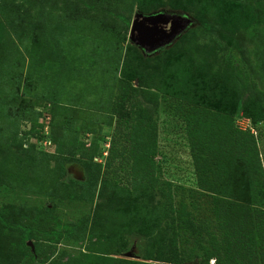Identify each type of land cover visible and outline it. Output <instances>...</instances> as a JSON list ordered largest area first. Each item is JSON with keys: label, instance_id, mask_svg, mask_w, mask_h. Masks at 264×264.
<instances>
[{"label": "rangeland", "instance_id": "rangeland-1", "mask_svg": "<svg viewBox=\"0 0 264 264\" xmlns=\"http://www.w3.org/2000/svg\"><path fill=\"white\" fill-rule=\"evenodd\" d=\"M193 2L0 0V264H172L162 251L185 246L187 219L209 225L190 264H214L213 177L245 181L264 211V0L224 23ZM144 8L192 20L146 63L129 40ZM190 56L194 93L167 73ZM252 125L244 173L212 172L215 148Z\"/></svg>", "mask_w": 264, "mask_h": 264}, {"label": "trees", "instance_id": "trees-1", "mask_svg": "<svg viewBox=\"0 0 264 264\" xmlns=\"http://www.w3.org/2000/svg\"><path fill=\"white\" fill-rule=\"evenodd\" d=\"M193 4L194 6H198L199 4L202 5V12H200L199 16L204 14L206 17L210 18V20L215 18V21L218 23H224L225 19L222 18V16L224 14L229 16L230 14H228V12L231 10L235 13L237 8L241 5V0H194ZM139 5L142 4L140 3ZM140 8L141 6L139 9ZM213 8L215 9L213 10ZM20 10L21 6L18 7V10H14L13 7L8 6V9H5V14L13 16L15 14H19ZM162 10L163 11H152L151 13V11H146L144 8L143 14L147 16L159 13L166 14V10ZM216 14L219 15L216 17ZM130 16L131 15H128L124 20L126 27L130 25ZM179 16L185 17L184 15ZM230 20L232 23V21L235 20V15H232ZM10 22L11 21H8V23ZM190 29L191 28L189 27L187 30L190 31ZM188 31L187 33H189ZM183 34L184 33H182L179 37ZM140 52L143 53L140 55V58H142V61L145 63L148 60H154L155 54L158 53L156 52L148 55L141 50ZM257 60V69L264 79V50L261 55H259ZM201 65L202 63L199 59L195 56H190L182 63H175L171 65L170 70H168L167 73L171 72V74L174 75V77L182 85V89H187L194 93L195 88L203 90L202 86L198 85L199 81L193 76H198L197 69H199ZM160 77H163L165 80V76L160 75ZM198 78L201 79L200 77ZM193 82H195L197 86H193ZM224 85L226 87L228 86L227 83ZM203 92H205V90L200 92V94ZM12 94H14L13 91ZM255 99L258 101L257 97H255ZM192 101L195 104L203 106L211 107L214 105V102L210 98L206 97H203L201 100L192 99ZM251 128H253L252 133L249 129L243 132L234 127L232 130L233 138L231 137L233 143L231 145L226 143L222 145L220 144V146L215 148L214 152H212L213 156L209 159L208 163V168H210L212 172L222 170L223 175L226 172L230 173V171H232L234 175L237 173L242 175L244 173V166L248 165L245 160L249 159L251 154L256 153L255 130H258L254 127V125H252ZM227 142H230V140L228 141L227 139ZM213 162H216L215 165L221 163L223 165V169L212 168ZM146 166L148 165L146 164ZM244 182L245 181L238 182L235 187L228 192L227 189L229 188V185L226 179L223 178V176L213 177L212 185L209 187V192L216 196L214 197V203L216 205L214 220L216 223L213 229L215 232L217 230V236L212 237L207 242L208 258L213 260L214 264H264V211L257 204L252 205L249 202L247 203V201L243 198V190L246 186ZM187 221L190 222V231L187 230L188 232L185 233V246L179 250V253H177L176 250L173 253L168 250L162 251L164 258H166L169 263L190 264V257H193V255L188 251L187 255H185L186 248L192 245L205 247L201 243L203 240H200L198 237L207 230L209 225L205 223L194 224L191 219H187Z\"/></svg>", "mask_w": 264, "mask_h": 264}, {"label": "water", "instance_id": "water-1", "mask_svg": "<svg viewBox=\"0 0 264 264\" xmlns=\"http://www.w3.org/2000/svg\"><path fill=\"white\" fill-rule=\"evenodd\" d=\"M191 24L188 17L137 13L131 24L129 40L145 54L151 55L171 45Z\"/></svg>", "mask_w": 264, "mask_h": 264}]
</instances>
